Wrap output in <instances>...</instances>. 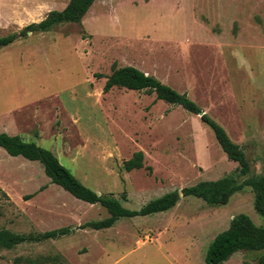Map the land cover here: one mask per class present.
I'll use <instances>...</instances> for the list:
<instances>
[{
	"label": "rangeland",
	"instance_id": "374dc122",
	"mask_svg": "<svg viewBox=\"0 0 264 264\" xmlns=\"http://www.w3.org/2000/svg\"><path fill=\"white\" fill-rule=\"evenodd\" d=\"M68 0H0V36L40 21ZM133 65L185 92L239 144L240 174L199 114L154 93L113 86L111 64ZM51 150L82 183L138 209L168 191L234 174L264 173V0H96L81 23L28 32L0 48V132ZM141 150L143 166L123 161ZM0 227L28 235L0 246V264H206L213 237L246 213L250 186L220 206L179 194L172 208L80 227L109 215L52 183L38 160L0 146ZM43 188V189H41ZM69 232L35 240L38 232ZM239 250L221 264H259Z\"/></svg>",
	"mask_w": 264,
	"mask_h": 264
},
{
	"label": "trees",
	"instance_id": "16d2710c",
	"mask_svg": "<svg viewBox=\"0 0 264 264\" xmlns=\"http://www.w3.org/2000/svg\"><path fill=\"white\" fill-rule=\"evenodd\" d=\"M96 0H68L62 9L50 10L44 18L37 22H31L22 27L18 32H12L0 36V48L11 44L17 38L25 36L28 32H46L57 24L81 23L83 16ZM96 76H105L103 91L107 92L113 86L154 93L157 99H162L170 104L179 105L185 110L198 114L200 106L185 92H180L170 85L160 81L152 74L145 73L133 65L118 66L116 61L111 64V72L108 75L96 73ZM201 121L214 133V136L227 157L238 166L236 171L245 174L249 171V161L241 146L234 142L225 128L204 112L200 116ZM0 146L10 155H21L29 160H38L42 163L45 174L52 183H56L74 197L89 203H99L105 207L109 215L103 219L85 222L80 227L103 229L111 227L119 218L147 215L166 211L172 208L179 200L176 190L168 191L147 201L138 209L125 207L121 200L113 193H98L91 187L82 183L58 157L49 149L26 141L20 135H10L0 132ZM144 154L141 150L135 151L131 157L123 161V167L129 171L143 166ZM245 186H250L254 193V208L264 218V173L251 176L244 181H238L234 174H228L218 179L200 180L197 183L185 186L181 189L182 195L201 198L209 205L220 206L226 204L233 193L240 191ZM43 189V188H41ZM0 191L6 193L0 188ZM68 226L57 229L38 232L30 236L35 240L54 238L67 234ZM28 239V235L13 232L0 227V246L11 248ZM239 250L263 251L258 258L259 264H264V224H256L246 213L234 215L226 229L217 233L209 243L206 254V264H221L234 252Z\"/></svg>",
	"mask_w": 264,
	"mask_h": 264
},
{
	"label": "water",
	"instance_id": "95a60500",
	"mask_svg": "<svg viewBox=\"0 0 264 264\" xmlns=\"http://www.w3.org/2000/svg\"><path fill=\"white\" fill-rule=\"evenodd\" d=\"M204 113L203 110H201L198 114L201 116ZM178 193L181 194V189H178Z\"/></svg>",
	"mask_w": 264,
	"mask_h": 264
},
{
	"label": "crops",
	"instance_id": "0c3cea01",
	"mask_svg": "<svg viewBox=\"0 0 264 264\" xmlns=\"http://www.w3.org/2000/svg\"><path fill=\"white\" fill-rule=\"evenodd\" d=\"M7 131H8L7 133L10 134V135H16L17 134V133L11 132L12 130H7Z\"/></svg>",
	"mask_w": 264,
	"mask_h": 264
}]
</instances>
